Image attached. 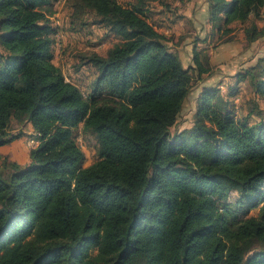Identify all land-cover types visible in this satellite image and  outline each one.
<instances>
[{
	"label": "trees",
	"instance_id": "obj_1",
	"mask_svg": "<svg viewBox=\"0 0 264 264\" xmlns=\"http://www.w3.org/2000/svg\"><path fill=\"white\" fill-rule=\"evenodd\" d=\"M58 1L0 0V147L29 125L39 139L28 164L0 155V264H264V55L225 94L198 50L209 24L264 39V0H208L177 38L148 21L153 0H73L119 39L84 57L89 98L53 62ZM189 99L193 124L173 132Z\"/></svg>",
	"mask_w": 264,
	"mask_h": 264
},
{
	"label": "rangeland",
	"instance_id": "obj_2",
	"mask_svg": "<svg viewBox=\"0 0 264 264\" xmlns=\"http://www.w3.org/2000/svg\"><path fill=\"white\" fill-rule=\"evenodd\" d=\"M72 1L73 0H62L64 5L63 9H60L59 6L58 12H56L52 18L53 24L59 27L57 35H55V65L62 69L67 81L79 86L86 98H89L92 92L91 84L96 75V70L92 65L93 69H90V64H85L86 60L84 57H88L92 52L105 56L108 50L119 42V39L112 33L101 30V27L94 28L91 25L88 27L84 26V21L90 24H93L95 21V17L91 14L80 18H74L73 9L71 7ZM118 1L123 5H128L133 0ZM207 2L208 0H153L148 21L155 25L158 31L169 37L175 36L177 38L186 32L193 34L187 22L185 20L180 21L178 16L183 13L189 14L191 11ZM63 12H66L65 15H63ZM257 22L259 27L264 25V12L262 13L261 19ZM176 24L178 26L174 29V25ZM248 25L249 24L246 26L235 23L231 26V32H226L225 29L227 27L222 24L219 26L220 29L218 26L215 29H212L210 25L208 26L206 30L208 34L207 42L198 44V50L206 51L210 57V67L213 75L207 79L204 85H217L222 90V93L229 94L230 89H232L233 86H237L235 85V76L255 65L259 57L264 55V39L256 42L257 44L255 43L254 45L248 46L245 35V29ZM187 50H191V46H188ZM86 68L87 72H84ZM89 71H92V75L88 77L87 73H89ZM238 86H240L241 90L238 92L236 100L241 98V94L245 95L247 92H250L249 87L247 84L245 85L244 82H240ZM231 99L234 100V98ZM195 108V99H189L185 104L182 116L172 129L173 132L181 131L192 126ZM15 128V130H17L18 127ZM37 137L38 136L35 134L26 138L27 144H25V146L26 149L30 150V153L31 150L36 148L39 144V139H37ZM74 139L85 153L84 167H88L99 160L96 137L84 132L83 124L75 130ZM16 153L22 154L23 152L20 149ZM236 195L237 194H232L231 199L234 200ZM258 212V210H253L248 214L242 212L241 215L251 216L256 215Z\"/></svg>",
	"mask_w": 264,
	"mask_h": 264
},
{
	"label": "crops",
	"instance_id": "obj_3",
	"mask_svg": "<svg viewBox=\"0 0 264 264\" xmlns=\"http://www.w3.org/2000/svg\"><path fill=\"white\" fill-rule=\"evenodd\" d=\"M60 6V9H63V3H62V0H59L55 5H54V10L55 12H58V7ZM66 12H63V15H65ZM59 14V13H58ZM183 14H187V13H183ZM190 14V13H189ZM164 24V23H163ZM181 24V22H180ZM210 25V24H209ZM208 25V26H209ZM92 27L96 28V27H101V26H98V25H91ZM176 26H178L177 24L174 25V29H176ZM211 26V25H210ZM212 27V26H211ZM169 29V28H168ZM93 30H98V29H93ZM101 30H106L105 28L101 27ZM107 31V30H106ZM171 31V30H170ZM169 31V32H170ZM168 32V31H167ZM56 58V57H55ZM54 58L53 62H55L56 64V59ZM90 69H93L92 66L90 65L89 66ZM84 72H87V68L85 69ZM73 74V73H72ZM94 74V73H93ZM92 75V71L89 73H87V76H91ZM244 84L246 85L247 83L244 82ZM247 88V87H246ZM245 88V89H246ZM241 90V89H240ZM238 96V95H237ZM244 95L241 94V98H239L238 100H236V97L234 98L235 99V103L236 104H240L241 100L243 99ZM26 134L25 136H23L22 138L20 139H17L15 140L13 143L9 144V145H5V146H1L0 147V155L3 156V157H8L10 160L12 161H15L21 165H25V164H28L30 161H31V158H30V150L26 149V146L25 144H27V139L29 136H32V135H35L34 133V129L31 125H29L26 129ZM22 150V154H19V153H16L18 152L19 150ZM27 153V154H26Z\"/></svg>",
	"mask_w": 264,
	"mask_h": 264
}]
</instances>
